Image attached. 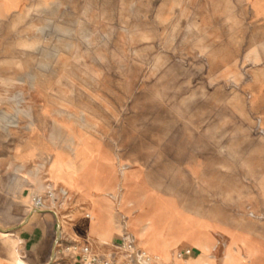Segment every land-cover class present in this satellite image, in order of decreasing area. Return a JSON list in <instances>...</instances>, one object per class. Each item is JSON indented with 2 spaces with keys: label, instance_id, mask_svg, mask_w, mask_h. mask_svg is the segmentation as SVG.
<instances>
[{
  "label": "rangeland",
  "instance_id": "374dc122",
  "mask_svg": "<svg viewBox=\"0 0 264 264\" xmlns=\"http://www.w3.org/2000/svg\"><path fill=\"white\" fill-rule=\"evenodd\" d=\"M257 12L249 0H65L0 20V162L74 129L95 162L218 159L225 192L258 194L248 175L263 168L243 165L264 154Z\"/></svg>",
  "mask_w": 264,
  "mask_h": 264
},
{
  "label": "crops",
  "instance_id": "0c3cea01",
  "mask_svg": "<svg viewBox=\"0 0 264 264\" xmlns=\"http://www.w3.org/2000/svg\"><path fill=\"white\" fill-rule=\"evenodd\" d=\"M64 1L0 0V20L34 3L51 7ZM249 1L258 11L256 19L264 22V12L255 8L264 2ZM252 98L264 104V94ZM262 108L253 118L264 136ZM71 130L56 128L37 148L26 146L0 162V264H67L64 249L76 245L120 262L125 238L153 264H264V154L249 155L243 164L263 168L248 175V181L258 183V194L239 197L225 192L224 177L212 173L213 166L224 163L218 159L149 163L116 162L109 156L95 162L93 140L84 142ZM43 158L47 162H30ZM181 164L191 172L184 179L176 175ZM47 194L53 198L34 210L32 199ZM54 214L67 223L60 236ZM185 251L190 253L177 256Z\"/></svg>",
  "mask_w": 264,
  "mask_h": 264
},
{
  "label": "built area",
  "instance_id": "2783aa9c",
  "mask_svg": "<svg viewBox=\"0 0 264 264\" xmlns=\"http://www.w3.org/2000/svg\"><path fill=\"white\" fill-rule=\"evenodd\" d=\"M63 195H66L64 192H61ZM53 194H47V198L35 197L32 199V206L34 210H41L45 207L46 199H52ZM56 230L59 232L61 230V224L56 214ZM60 239V238H59ZM60 244V240L58 241ZM60 246V245H59ZM75 250L74 247L65 248L64 251L69 254V262L67 264H153L152 258L147 255L144 251L137 249L135 243L125 238L121 243L119 249L122 252V260L120 262H114L106 258H101L94 254H91L88 249L83 248L78 252H72ZM190 252L185 251L177 254L180 258L183 255H188Z\"/></svg>",
  "mask_w": 264,
  "mask_h": 264
},
{
  "label": "bare ground",
  "instance_id": "6f19581e",
  "mask_svg": "<svg viewBox=\"0 0 264 264\" xmlns=\"http://www.w3.org/2000/svg\"><path fill=\"white\" fill-rule=\"evenodd\" d=\"M60 231L62 232V229H61ZM61 232H60V233H61ZM8 235H9V234H8ZM17 262H18V261H17ZM17 262H16V263H17Z\"/></svg>",
  "mask_w": 264,
  "mask_h": 264
}]
</instances>
